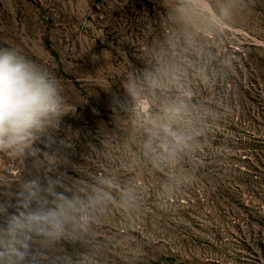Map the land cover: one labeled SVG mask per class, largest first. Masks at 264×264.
<instances>
[{
  "label": "rangeland",
  "instance_id": "obj_1",
  "mask_svg": "<svg viewBox=\"0 0 264 264\" xmlns=\"http://www.w3.org/2000/svg\"><path fill=\"white\" fill-rule=\"evenodd\" d=\"M0 48L69 106L37 156L0 152V203L95 198L43 264H264V0H0Z\"/></svg>",
  "mask_w": 264,
  "mask_h": 264
},
{
  "label": "clouds",
  "instance_id": "obj_2",
  "mask_svg": "<svg viewBox=\"0 0 264 264\" xmlns=\"http://www.w3.org/2000/svg\"><path fill=\"white\" fill-rule=\"evenodd\" d=\"M68 111L51 73L15 48H0V152L37 156L36 142L57 128ZM62 187L60 179L51 177L43 184L39 179L25 181L15 213L9 214L8 205L0 203V216L6 217L0 225V264H43L47 255L34 251V244L49 249L86 229L95 198L57 190Z\"/></svg>",
  "mask_w": 264,
  "mask_h": 264
}]
</instances>
